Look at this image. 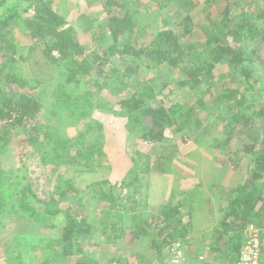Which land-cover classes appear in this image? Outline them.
Returning <instances> with one entry per match:
<instances>
[{
  "label": "trees",
  "instance_id": "trees-1",
  "mask_svg": "<svg viewBox=\"0 0 264 264\" xmlns=\"http://www.w3.org/2000/svg\"><path fill=\"white\" fill-rule=\"evenodd\" d=\"M89 4L104 18H91L94 33L88 34L92 44L88 46L72 26L74 18L56 13L50 1L0 0V157L31 153L52 170L53 177L49 199L40 200L24 176L13 177L16 170L0 165V227L5 228L8 218L17 230L5 245L7 264H22L20 249L16 255L10 252L12 243L19 248L30 245L40 256L48 253L42 264H70L84 253L81 239L97 233L104 237L100 242L110 244L124 237L132 243L146 241L162 264L173 243L186 251V264H219L213 259L227 251L223 263L236 264L247 227L264 231V0H91ZM93 45L98 48L91 49ZM37 51L43 58L32 56ZM31 58L47 71L26 76L23 70ZM143 67L147 77L140 75ZM160 72L166 76L162 83ZM170 83L184 92L185 100L196 101L166 103ZM198 108L211 116L216 110L217 118L202 128ZM45 110L51 121L41 126L37 120ZM95 111L126 119L129 136L158 147L170 141L166 132L185 131L183 136H191L201 131L198 143H202L215 131L217 120L223 123L222 135L213 137L212 143L219 155L233 157L221 163L241 160L250 178L226 187V205L219 209V222L211 230L215 236L211 250L193 251V241L185 240L195 230L192 220L182 219L185 207L193 219L197 203L193 195L170 201L157 215H133L130 233L119 227L122 215L113 214L117 199L108 182H95L83 196L69 197L76 190L60 174L61 165L67 166L66 173L85 167L93 176L107 159L105 129ZM235 140L237 153L231 152ZM105 184L112 187L108 192ZM93 193L99 212L86 208V198ZM66 201L72 204L64 206ZM62 214L65 221L60 228ZM260 260L264 264V245ZM75 264L97 263L82 256Z\"/></svg>",
  "mask_w": 264,
  "mask_h": 264
},
{
  "label": "rangeland",
  "instance_id": "rangeland-1",
  "mask_svg": "<svg viewBox=\"0 0 264 264\" xmlns=\"http://www.w3.org/2000/svg\"><path fill=\"white\" fill-rule=\"evenodd\" d=\"M48 1L52 4L54 11L65 17V19L71 20L74 18L72 26L79 33L80 39L84 45H92L88 43L90 41L89 35L94 33L91 18L98 17L97 13L99 8L97 9L91 6L89 4L91 0ZM195 12L199 13L197 9ZM103 18L104 14L98 17L100 20ZM86 20L87 24L85 23ZM81 25H84V29L80 27ZM85 25L90 28L89 33L85 31ZM105 44H107V41L102 46L106 47ZM95 47L96 49L98 48L97 45H93L91 49ZM32 56L43 58L40 51H37L35 56L34 54ZM41 62L43 61L41 60ZM121 65L128 66L126 62H121ZM224 69V66L219 67L218 72L222 73ZM45 71L47 70H41L39 65H35L34 59L32 58L30 62L25 65L23 70L28 77L35 76L36 73L42 74ZM140 75L147 77L148 70L143 67L140 71ZM157 76L160 83L166 80V76L162 72L158 73ZM46 77L47 79L49 78L47 75ZM167 80H170V78ZM170 84L171 85L165 90L166 103H170L174 101V99L175 101H188V103H194L196 101V99L192 97L186 98L187 100H185L184 92L179 91L177 86L172 83ZM28 93L31 94L30 91H28ZM176 95H178V98H175ZM159 99H161V97ZM155 104L160 105L156 102ZM197 113L202 119L203 124L200 125L202 128L212 123L213 120L217 118L216 110L213 112L214 115L212 116L201 109L199 110V108ZM49 115L50 113L45 110L39 116L37 122L41 126L49 125L51 121L48 119ZM94 117L103 124L105 129L106 139L104 146L107 159L104 160V167L98 169L97 174L90 176L89 171L86 170L87 168L85 167H81L79 170H76V168L70 169L69 173H66L68 171L67 166L61 165L60 174L65 179H70L71 187L76 190L71 191L69 197L74 195L79 197L83 196L88 186L93 185L95 182H108L112 185L114 187V189H112L114 196L117 199L113 214L116 213L123 217L119 227H125L129 230L130 227H132V219L130 217L133 215L142 213V215L147 218L151 212H154L152 210L153 207L159 206L158 209L161 211L160 205L162 203H169L170 201H174L175 203L178 199H186V196L193 195L196 200L199 199L201 201L200 206L204 208L199 210L201 216L204 218V221L201 223L204 224L203 226H210L212 227L211 229H213V226L219 222L216 218L219 209L226 205V202H224V191L226 187L238 184L243 178L244 180L250 178V175L248 176L245 172L246 170H244L245 167L242 166L243 162L241 160L239 162L236 161V163L235 161L224 163L227 166L222 164L223 159L226 158L229 160V158L233 156L232 154L219 155L218 153L220 151L214 148L215 145L212 143L213 137L220 136L223 132V123L221 122L220 124L218 120L216 121L215 131L207 134L208 136L202 143H198L201 141V138H199L201 131H195L191 136H183L185 131L174 135L170 132H166V135L170 137V141L165 143L164 146L158 147L157 145L142 141L141 139L134 140L129 136L125 128L126 119L124 118L102 114L101 111H95ZM81 128L82 126L79 125L77 130ZM71 131L73 134L76 132L75 129ZM261 137L262 134H260V138ZM237 143L238 141L236 140L233 142L231 152L237 153L239 151ZM0 165L2 168L4 167L8 170H16L12 174L13 177H15L17 173L20 176H24L25 181L31 184V187L40 200L47 201L49 199L53 188L52 170L43 166L36 155L28 152H21L19 155L5 154L0 157ZM148 167L150 171L147 169ZM133 171L135 172L133 173ZM130 173H132L131 176L125 182V178L128 177ZM135 178H138L139 181H135ZM17 182L19 181H16V183ZM129 182H133L134 185L130 187L127 184ZM110 185H103V189L108 192L109 189L112 188ZM93 196L94 193L91 194V197L88 196L86 198V208L87 210L97 209L99 212L100 209ZM208 202L211 204L209 209L207 207ZM68 204H72V202L66 201L64 206H68ZM38 205L42 204L37 203V206ZM75 208L76 206L74 209ZM188 209L189 207H185L182 212V219L185 220V222L192 220L187 214ZM210 209L211 211L209 212ZM209 216L211 217L209 218ZM59 217L61 218L58 220V224L60 222L61 225H59L61 228L64 225L65 219L63 214ZM5 222V228L1 229L0 227V240L4 239L5 245H7V243L17 235L15 232L17 230L14 222L9 221L8 218L5 219ZM202 228L201 226L200 229ZM126 233H130V230L126 231ZM209 234L210 232L208 231H190L188 236H185L188 237L185 240H188L190 236V239L193 241L191 250L194 251L195 248L198 249L203 247L204 251L207 252L208 249L206 244L208 245V242L211 240L209 239ZM100 235L101 234L97 233L96 236L82 238L81 244L84 253L83 255H76L74 258L70 259V264H75L76 260L82 256H87L97 264H115V261L118 259L121 260V264L163 263L162 259L155 256L156 251L146 241L132 243L128 242L124 237L123 239H119L116 243L110 244L109 242H100V240L104 241V237L100 238ZM262 235L264 236V231ZM98 241L100 244H96ZM201 242L203 243L200 244ZM23 243L27 242L23 241ZM173 244L176 245V243ZM0 246L2 245L0 244ZM10 247V252L13 255H16L18 249H20V260L22 264H42V260L49 256L48 253H43V255L40 256V251L32 250L30 245H23L19 248L17 243H12ZM181 252L185 260L186 251L182 248ZM229 254L228 251L224 252L221 255L222 257L220 256L221 258L217 255L218 258L216 256V258L213 259V263L224 264L227 262V255ZM5 259H7V255Z\"/></svg>",
  "mask_w": 264,
  "mask_h": 264
},
{
  "label": "built area",
  "instance_id": "built-area-1",
  "mask_svg": "<svg viewBox=\"0 0 264 264\" xmlns=\"http://www.w3.org/2000/svg\"><path fill=\"white\" fill-rule=\"evenodd\" d=\"M261 233L262 231L254 225L247 227L245 231V237L247 239L236 264H263L260 260L261 247L264 245V239L262 240L263 236ZM181 251V244L175 245L167 256L165 264H184V257Z\"/></svg>",
  "mask_w": 264,
  "mask_h": 264
},
{
  "label": "crops",
  "instance_id": "crops-1",
  "mask_svg": "<svg viewBox=\"0 0 264 264\" xmlns=\"http://www.w3.org/2000/svg\"><path fill=\"white\" fill-rule=\"evenodd\" d=\"M126 161V160H125ZM229 187V186H228ZM183 199L184 198H181V199H178V201H176L175 203H177V202H179V201H183ZM200 200L198 199L197 200V203H196V210L194 209L193 210V219H192V222H193V224H194V228H195V230L194 231H208V232H210V234H209V236H210V238L209 239H211L209 242H208V245L206 244V246H207V249L208 250H211V243L214 241V235H213V231H211L212 229V227H210V226H203L204 224H202L201 222L202 221H204V218H203V216H201V214H200V209H202L203 207H201L200 206ZM168 203H166V202H164V203H162L161 205H160V210L162 211V209L167 205ZM158 207L159 206H157V207H153V211L154 212H151L148 216L150 217V216H154V215H157V214H159L160 213V211H159V209H158ZM207 207H208V209L211 207V205H210V202H208L207 203ZM204 209V208H203ZM156 211V212H155ZM211 211V209L209 210V212ZM200 214V215H199ZM211 216H209V218H210ZM201 226L203 227L202 229H200L201 228ZM213 235V236H212ZM189 238H191L190 236H189ZM207 238V237H206ZM208 240V239H207ZM210 243V244H209ZM0 244L2 245V246H0V264H7V259H5V257H6V255H7V253H6V248H5V240L4 239H2V240H0ZM210 246V247H209ZM205 262V261H204Z\"/></svg>",
  "mask_w": 264,
  "mask_h": 264
}]
</instances>
